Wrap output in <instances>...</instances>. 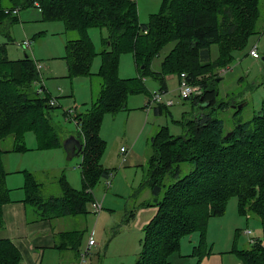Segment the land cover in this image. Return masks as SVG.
<instances>
[{"label":"trees","instance_id":"1","mask_svg":"<svg viewBox=\"0 0 264 264\" xmlns=\"http://www.w3.org/2000/svg\"><path fill=\"white\" fill-rule=\"evenodd\" d=\"M1 1L13 9L34 5V0ZM38 2L45 19L61 20L68 32L78 35L66 45L70 77L91 75L96 53L88 30L99 27L106 28L109 33L106 48L101 53L102 69L97 75L101 90L90 110L83 114L75 110L73 115L83 145L80 154L83 189L72 188L63 175L59 180L63 196L44 199L37 181L29 179L28 202L36 205L40 218L88 213V206L94 201L90 189L113 172L101 163L106 149V142L101 137L104 116L118 111L129 94L147 93L150 96L141 77L147 73L159 82L161 92L167 89L164 74L153 71L151 65L167 45L176 42L175 47L181 48L185 58L179 57L176 48L166 56L162 68L174 69L179 78L186 73L190 83L200 86L203 92L197 97L194 95L195 101L199 102L200 115L185 123L182 136L175 137L167 127H162L151 139L148 177L134 196L149 188L154 198L145 206L156 207L158 213L144 228L145 236L136 264H171V252L179 247V241L186 235L199 232L205 241L210 219L226 213L227 201L232 196L239 200L241 215L260 220L264 236V102L259 114L250 122L237 123L232 135L226 138L230 131L218 114L233 104L237 106L238 101L218 102V92L208 85L218 79L207 80L210 74L227 66L233 50L242 48L247 39L257 33L261 0H165L161 12L145 24L139 20L136 0ZM12 16V13H6V8L0 9V32L9 39L11 35L5 34L4 30L8 29L10 20L15 19ZM213 44H219L221 48V57L216 62L209 60ZM126 53L134 55L139 79L119 76L120 58ZM38 64L27 54L24 59L10 60L5 46L0 44V142L14 135L17 152L28 150L23 143L28 130L37 134L41 148L63 147L60 136L63 131L53 125L50 117L55 106L50 104L49 97H41L36 89L41 83L45 89ZM238 106L235 116L241 113ZM164 107L167 106H156V113L161 114ZM5 154L0 147V227H4L2 207L10 203V193L5 185L8 175ZM185 163L193 164L194 169L180 178ZM251 169L254 171L250 178L236 181ZM168 176L175 181L166 186L164 182ZM222 179L238 182V185L219 186ZM130 216L133 217L132 212ZM235 253L244 264H264V237L257 240L254 247ZM21 261V253L13 242L1 238L0 264H21Z\"/></svg>","mask_w":264,"mask_h":264},{"label":"rangeland","instance_id":"2","mask_svg":"<svg viewBox=\"0 0 264 264\" xmlns=\"http://www.w3.org/2000/svg\"><path fill=\"white\" fill-rule=\"evenodd\" d=\"M164 1L136 0L140 22L149 23L154 15L161 12ZM1 8L13 11L11 5L0 0ZM260 11L261 18L257 33L250 36L242 48L230 53V60L225 68L213 75L210 74L207 79L208 81L212 78L218 79L217 83L212 80L208 84L218 92V102L231 100L233 103L238 101L237 106L245 104L237 116L235 112L238 109L234 104L225 111L219 112L218 117L225 121L229 133H232L237 123L250 122L259 114L264 102V0H261ZM12 17L15 19L12 18L8 29L4 30L5 34L11 35V39L0 32V44L5 46L7 57L18 61L24 59L27 54L42 65L40 77L43 78L45 89L42 88V83L38 84L36 89L41 90V97H49L56 101L55 108L50 111L53 125L63 131L60 133L61 137L69 132L77 134L78 127L75 121L68 119L65 112L72 110L75 114L77 110L79 114L86 113L97 98V93L99 94L101 90V80L96 75L102 69L101 53L106 48L108 30L99 27L88 30L96 53L90 68L91 75L70 77L66 61V45L68 40L77 39L78 35L75 32H68L61 20L45 19L40 6L22 8L20 16ZM25 41L32 42L31 50L24 48ZM175 46L176 42L167 45L153 59L151 65L153 71H161L167 79V89L163 90V92L167 91L165 101L173 100V106L164 107L162 113L158 114L155 110L157 105L149 104L151 95L129 94L125 104L118 111L106 114L103 118L101 137L106 142V149L101 163L106 169L112 170L113 175L108 182L106 179H101L94 189H90L94 200L102 209L96 214L90 204L88 213L70 217V225H68V230L79 232L73 242L78 249H83L84 254L88 249L90 236L94 233L96 248L91 249L84 259H80L83 264L137 263L145 236L144 228L158 213L156 207L145 206L154 198L149 188L146 187L141 194L134 196L148 177V161L152 155L151 139L162 127H167L175 137L182 136L185 123L200 115L199 102L195 101L194 96L189 99L180 96L178 72L173 71L174 69L162 68L166 56L176 48L175 52H179V57L185 58L181 48ZM255 46L261 57L258 60L250 55V51ZM220 57V45L213 44L209 60L216 62ZM139 75L134 55L123 54L120 58L119 76L122 79L134 80L139 79ZM141 77L150 94L161 93L159 82L150 73ZM218 77H221V80ZM91 83L94 90L93 98ZM195 86L198 90L201 89L199 85ZM23 143L28 150L15 151V137L9 135L0 142V147L10 152L7 153L10 171V166L16 165L38 173L40 196L44 199L60 196L62 192L59 180L63 173L75 190L83 189L81 155L68 161L64 147L41 148L37 134L30 130L25 132ZM122 147L136 154L135 156L132 152L134 158L125 164L122 163L123 157L120 155ZM193 169V164H183L180 178ZM253 171L254 169L250 172L246 171L236 181L250 178ZM54 172L58 173L56 177L58 180H54ZM174 181L168 176L164 184L168 186ZM109 182L111 186H108ZM233 182L222 179L218 183L219 186L238 185V182ZM40 187H43V190ZM131 212L133 217L130 216ZM263 237L260 220L254 216L247 219L246 216L241 215L239 200L236 196H232L227 201L226 213L210 219L205 241L202 240L199 232L182 237L179 247L171 252L169 261L171 264H244L235 252L254 247L257 240ZM252 240L255 242L251 243Z\"/></svg>","mask_w":264,"mask_h":264},{"label":"crops","instance_id":"3","mask_svg":"<svg viewBox=\"0 0 264 264\" xmlns=\"http://www.w3.org/2000/svg\"><path fill=\"white\" fill-rule=\"evenodd\" d=\"M91 94L93 98L94 90L92 83ZM78 130L79 128L77 129V134L75 132H68L72 135L75 134L74 136L80 139ZM69 134L61 137L62 142L70 137ZM123 148L120 149V155L121 157H126L125 163H127L131 158H134L131 155L133 151L130 150L131 152H128L124 148L125 152L123 153ZM7 153L10 152L6 151L4 156L5 169L8 173L5 185L10 193V203L4 204L2 207L4 227H0V239L8 238L13 242L21 253V264H83L80 259H83L82 254L84 251L81 248L78 249V246L73 242L74 238L79 235V232L68 230V225H70L69 218L76 216L41 219L36 213V205L28 202L29 189L27 188L29 179L34 178L36 181L39 180L38 173L35 170L17 167L16 165L10 166V171L8 169L9 155ZM134 155L136 156L135 153ZM57 175L58 173L54 172V180H58L56 179ZM40 188L43 190V187ZM41 189L40 191H42ZM61 192L62 194L54 196V199L62 197V188ZM92 234L94 235V233ZM77 258L79 259L77 260Z\"/></svg>","mask_w":264,"mask_h":264},{"label":"built area","instance_id":"4","mask_svg":"<svg viewBox=\"0 0 264 264\" xmlns=\"http://www.w3.org/2000/svg\"><path fill=\"white\" fill-rule=\"evenodd\" d=\"M34 6H35V7H39V6H40L38 0H34ZM9 11H10V10H6V13H12V14L15 15V16H19V13H20V9H19V8H15V9H13V11H11V12H9ZM24 48H26V49H30V50H31V49H32V42H30V41H25V42H24ZM250 55H251L254 59H256V60H258V59L261 58L260 55H259V52H258V48H257V46H255V47L250 51ZM37 68H38L39 71H41V70H42V65H41V64H38V65H37ZM179 79H180L179 92H180V96H181L182 98H184V99H189V98L193 97L197 91H199L198 88H196L195 85H193L192 83L189 82V80H188V75H187L186 73H182ZM40 91H41V90L38 91L39 94H40ZM166 92H167V91H165V92H161V93H154V94H152L151 101H149V104L154 103V104H156L157 106H158V105L161 106V105L163 104V105H165V106H167V107L173 106V104H174L173 100H166V101H165V95H166ZM50 104H51L52 106H56V101H55L54 99H51V100H50ZM73 115H74V112H73L72 110L66 112V117H67L68 119H70V120H74L75 123H76V125H77V122H76L75 117H74ZM122 152H123V153L125 152V149H124V148L122 149ZM125 162H126V157H123V158H122V163L124 164ZM112 175H113V173L110 174L109 178L106 179L107 182L109 181V179H110V177H111ZM107 184H108V186H111V183H110V182L107 183ZM90 192H91V191H90ZM91 209H93L94 212H95L96 214H98V213L101 211L102 207H101V205H100L99 203H97V202L94 200V202L91 203ZM254 242H255L254 240L251 241V243H254ZM96 245H97V243L95 242L94 235L92 234L91 237H90V239H89L88 249L86 250L85 254L83 253V259H84L87 255H89V251H90L91 249H93L94 247H96Z\"/></svg>","mask_w":264,"mask_h":264},{"label":"water","instance_id":"5","mask_svg":"<svg viewBox=\"0 0 264 264\" xmlns=\"http://www.w3.org/2000/svg\"><path fill=\"white\" fill-rule=\"evenodd\" d=\"M264 59V58H263ZM203 91L199 90L195 93V96H199ZM243 105L238 106L239 109H241ZM235 108L237 107L234 105ZM232 133H229L226 138L230 137ZM64 150L67 154V160L71 161L75 156L80 155L83 145L81 144V141L76 136H70L63 142Z\"/></svg>","mask_w":264,"mask_h":264}]
</instances>
